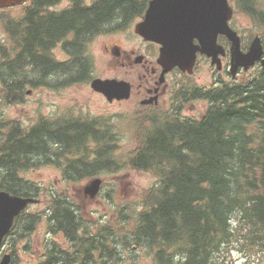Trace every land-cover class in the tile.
Returning <instances> with one entry per match:
<instances>
[{
    "label": "trees",
    "instance_id": "16d2710c",
    "mask_svg": "<svg viewBox=\"0 0 264 264\" xmlns=\"http://www.w3.org/2000/svg\"><path fill=\"white\" fill-rule=\"evenodd\" d=\"M54 1L34 0L33 12L25 3L16 18L0 17L12 41L8 45L0 39L2 100L13 101L27 83H47L51 75L58 86L61 74L89 80L88 55L73 50L61 64L47 48L60 32L74 29L79 34L87 25L100 28L134 0H98L81 6L89 15L101 5L110 6L109 15L102 14L104 19L97 21L63 11L61 30L58 13L45 10ZM235 3L261 26L264 39V9L255 0ZM215 85L182 84L177 101L198 98L208 102L198 118L177 111L162 118L139 113L141 128L127 163L153 170L158 181L145 191L139 204L142 208L131 211L130 227L124 225L128 217L116 227L104 223L91 231L59 191L50 192L44 214L26 217L35 226L44 215L49 230L62 231L70 246L61 248V264H104L119 257L118 245L144 249L155 264H221L226 255L222 249L232 245L244 253L246 264H264V71L258 69L244 81ZM97 124L79 118L40 119L28 130L14 122L0 124V129L7 128L0 144V189L36 196L39 186L32 182L27 190L18 171L26 164L49 162L61 143L65 179L78 180L109 167L111 145L102 144Z\"/></svg>",
    "mask_w": 264,
    "mask_h": 264
},
{
    "label": "rangeland",
    "instance_id": "374dc122",
    "mask_svg": "<svg viewBox=\"0 0 264 264\" xmlns=\"http://www.w3.org/2000/svg\"><path fill=\"white\" fill-rule=\"evenodd\" d=\"M255 1L264 9V0ZM228 2L233 8L229 25L239 34L240 46L243 49L255 34L262 35V29L253 18L236 8L235 0H228ZM23 7L24 5L20 4L0 8V17L16 18L21 14ZM125 28L114 27L111 30L100 31L91 40L87 52L91 61L90 77H119L126 74L120 68L116 57L103 47L104 44H118L119 50L122 52L121 55H123L124 50L128 51L131 47L142 45V42L131 34L129 28ZM8 35L2 20H0V39L5 44L12 45ZM218 43L222 44L225 49L229 47L226 38L219 36ZM144 45L146 48L149 46ZM50 54L56 60L65 57L58 47L54 48ZM214 69V67H210L209 60L201 57L192 74H173L172 76L181 85L211 87L216 86L214 82L218 78L226 83L244 81L241 79H248L258 68L250 67L244 72H240L238 76H235L237 80H232L229 75L216 73L217 71L215 72ZM62 77L64 76L61 74V86L55 82L54 75H51L47 78V83L40 81H35L33 85L27 83L23 87L20 97L15 98L14 101L1 100L0 124L6 126L13 122L30 124L46 118L61 119L62 121L80 114L79 119L95 120V123H98L97 130L103 135L102 144L107 141L111 145L110 157L113 162L107 168L94 170L93 176H98L101 179V184L99 192L91 199L83 195V187L92 176L82 177L78 180H66L60 176L58 167L51 164L35 166L26 172H21V175L27 178L24 182L27 183L26 189L31 188L32 182L39 186L36 195L39 202L29 205L26 212L44 214L43 211L47 208L50 192L59 191L63 192L61 195L68 197L74 203L82 221L91 231L96 230L104 223L116 227L121 219L130 217L131 211L138 210L145 191L158 181V176L154 174L153 170L132 168L127 163L129 151L135 145L137 133L140 132L142 117L139 116V112L129 111L128 102L108 103L100 95L93 92L89 83L64 84ZM207 105V101L198 98L181 102L174 101L171 109L165 110L158 118L165 117L171 111H177L184 117L198 118ZM6 131V127L0 129V144ZM89 139L86 138V140ZM132 220L133 217H130L129 221L124 224L125 227H130ZM44 223L43 215L42 220L33 227L34 231L30 236V244L26 247L25 252L17 258L18 262L21 261L26 264L27 261L32 260L30 255L36 250L38 241H42L43 235L47 231ZM121 229L124 230V227ZM232 247V245H228L226 249H222L226 255L224 263L221 260V264H246L244 253L233 250ZM117 249L119 257L104 264H155L152 255L142 248L126 249L118 245Z\"/></svg>",
    "mask_w": 264,
    "mask_h": 264
},
{
    "label": "flooded vegetation",
    "instance_id": "af4514ba",
    "mask_svg": "<svg viewBox=\"0 0 264 264\" xmlns=\"http://www.w3.org/2000/svg\"><path fill=\"white\" fill-rule=\"evenodd\" d=\"M98 0H55L52 4L48 5L45 10L47 12H56L58 13V17L60 19V30H61V12L70 10L73 13H76L77 16L81 17H88L90 21H97L99 18L104 19L102 14L109 15L111 8L110 6H99L98 8L94 9L95 12L92 14H86V10H83L81 6L89 7L94 2ZM149 0H134L125 6L123 11L114 13L112 19L105 21V23L101 24L100 28L97 26L87 25L84 27L83 32L79 31V34H76L74 29H70L69 31L59 33L58 38L53 41L49 47L47 48L48 51L51 53L53 52L54 48L58 47L61 53L65 56L63 59H58L61 64H65L70 59V52L71 51H79L83 53L85 56L88 55L89 46L91 40L97 36V33L103 30H111L114 27H127L131 34L138 40L142 42V45H137L135 47H131L128 51L124 50L123 55H121L120 46L118 44L112 43L110 45L104 44L103 47L106 51L110 52L112 55L116 57L119 61L120 68L126 72L125 75H120L119 77H110V78H117L122 79L128 82V96L126 98H112L108 100L104 94L100 91L93 90V92L100 95L103 99L106 100L108 103H122L128 102V109L130 112H143L145 114H159L164 113L165 110H170L173 102H177L176 98L178 97L177 94L180 93L182 89V85L173 77V74L185 75V72H181L177 67L172 68L171 70L165 72L161 76V65L157 62L158 51H159V44L151 41L146 40L139 34H137L134 30L135 23L140 21L145 13V10L148 6ZM26 3V4H25ZM21 5H27L28 9L33 12L32 7L34 6V0H25L24 2L20 3ZM17 4V5H20ZM33 4V5H32ZM62 5V6H61ZM32 6V7H31ZM26 7V6H25ZM23 11V10H22ZM97 11V12H96ZM101 14V15H100ZM93 28L92 30L90 29ZM196 42V39H194ZM147 44L149 45L148 48L144 47ZM150 47V48H149ZM264 47V44H263ZM147 49V50H146ZM246 48L243 47V50ZM203 57L205 60H209V58L203 54L196 53L195 63L193 66L196 67L197 61ZM221 66L220 68L216 69L214 67L216 73L224 74L225 76L229 75L232 80H237L238 74L240 72H244L245 70L249 69L250 67H256L260 69V63L256 62L252 66L248 67L247 69H243L238 67L236 70V75L231 77L229 73V66H230V54L227 49L223 55L220 56ZM257 69V70H258ZM64 76V75H63ZM64 84H75V83H89V80H72L69 77H62ZM92 78V77H91ZM105 78V77H101ZM246 80V79H241ZM21 81L22 83V79ZM27 80L23 83L25 84ZM216 84L222 83L223 80L218 78L215 80ZM90 86V85H89ZM20 96L15 95L13 98H19ZM2 100V95L0 94V101ZM13 100V101H14ZM4 101H11L10 99ZM12 102V101H11ZM71 118H80V114L74 115ZM19 125V128L23 130H28V128L34 124H21L19 122H14ZM76 128V126H72ZM69 127V128H72ZM61 129H65L61 126ZM97 129V127H96ZM63 144H60L58 147L57 155H52V160L49 162H41L38 164H32L29 167L23 166V168L19 169L18 177L22 181H26V179L21 175V172H26L28 169H31L35 166L51 164L58 167L60 171V176L65 179V173L62 170L64 164H66V159L61 158V149ZM65 147V146H64ZM54 151L57 149L54 148ZM68 156V155H66ZM69 157V156H68ZM53 161V163L51 162ZM63 164V165H62ZM94 172L90 174H85L82 177L88 178V176H92L89 178L95 177L93 176ZM67 180V179H66ZM5 190V189H2ZM28 190V189H27ZM7 191V190H5ZM9 192V191H8ZM11 193V192H9ZM14 194V193H11ZM97 194V193H96ZM95 194V195H96ZM18 195V194H16ZM85 197H89L90 199L94 196H90L88 194L83 193ZM21 196L25 197H34L33 195L22 194ZM39 200V199H38ZM70 201V200H69ZM39 202V201H37ZM36 202V203H37ZM74 208L76 206L72 201H70ZM33 203V202H32ZM32 203L27 204L17 215L14 216L12 225L8 232L3 236L0 243V261L2 260L4 255H8V262L7 264H24L20 260L17 261V258L21 256V253H24L26 247L30 244L31 241V234L33 233V223L29 225V222H26V217L30 215L29 212H26V209ZM77 211V209H76ZM46 225V233L43 235L42 241H38V246L36 250L30 255L32 260L27 261L26 264H61V248H68L70 243L66 240L62 234L61 230H49L48 227L50 223L45 222ZM66 243V244H65ZM41 245V246H40Z\"/></svg>",
    "mask_w": 264,
    "mask_h": 264
},
{
    "label": "water",
    "instance_id": "95a60500",
    "mask_svg": "<svg viewBox=\"0 0 264 264\" xmlns=\"http://www.w3.org/2000/svg\"><path fill=\"white\" fill-rule=\"evenodd\" d=\"M24 0H0V8L13 6ZM233 9L228 0H149L143 18L135 23L134 30L146 40L159 44L157 62L161 65V76L173 67L191 73L196 53L210 57V64L220 68L219 55L224 47L217 42L219 34L229 42V71L235 76L238 67L244 70L259 61L264 70V56L261 39L255 35L247 50L240 48V37L228 23ZM194 39L197 42H194ZM93 90L104 96L126 98L128 82L117 78L93 77L89 82ZM101 179L94 177L84 187L85 194L94 196L100 187ZM34 197H25L0 190V243L17 215L27 204L36 202ZM4 255L0 264H7Z\"/></svg>",
    "mask_w": 264,
    "mask_h": 264
}]
</instances>
